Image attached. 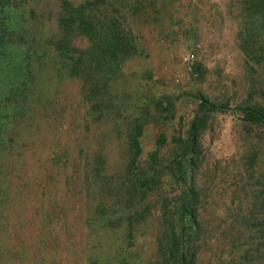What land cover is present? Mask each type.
<instances>
[{"label":"rangeland","instance_id":"rangeland-1","mask_svg":"<svg viewBox=\"0 0 264 264\" xmlns=\"http://www.w3.org/2000/svg\"><path fill=\"white\" fill-rule=\"evenodd\" d=\"M3 1L25 44L0 54V264H165L159 195L178 199L165 164L191 94L264 104V0ZM241 117L203 122L195 264H264V130Z\"/></svg>","mask_w":264,"mask_h":264},{"label":"trees","instance_id":"trees-1","mask_svg":"<svg viewBox=\"0 0 264 264\" xmlns=\"http://www.w3.org/2000/svg\"><path fill=\"white\" fill-rule=\"evenodd\" d=\"M4 2L0 0V54L3 55L1 64L9 65L16 54L14 48L22 47L25 44V39L22 33H14L11 30L15 23L14 18H16L12 13L15 4ZM7 31L11 32L7 34ZM104 32L102 42L108 46V50L113 55L121 56L129 53L131 47L126 41V37L123 36L121 28L115 26L113 30L108 28ZM95 52L97 55L92 56L91 59L99 55V48ZM17 75L19 76V74ZM10 77L16 78V73H10ZM18 79L20 81V78ZM3 96L2 92L0 101L4 99ZM191 96L196 100V103L183 144L176 155L165 164L168 179L179 186L178 199L168 201L166 197L159 195L161 228L156 239V251L163 257L165 264H195V248L192 237H197L199 225L193 206L195 192L190 182L199 153V135L204 127L205 117L212 112L231 110L240 113L242 121L260 126L264 130V104L260 102L237 103L229 106L226 101H211L201 93H194ZM2 116L6 117L5 114ZM11 118L9 117V120Z\"/></svg>","mask_w":264,"mask_h":264}]
</instances>
